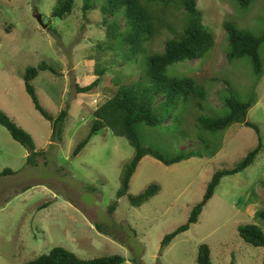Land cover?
I'll use <instances>...</instances> for the list:
<instances>
[{
  "label": "rangeland",
  "instance_id": "1",
  "mask_svg": "<svg viewBox=\"0 0 264 264\" xmlns=\"http://www.w3.org/2000/svg\"><path fill=\"white\" fill-rule=\"evenodd\" d=\"M56 7L57 0H0V110L32 136L42 153L36 164L28 163V149L0 125V264H27L58 247L86 260L120 255L124 264H198L201 245L209 246L212 264H264V248L246 243L239 234L248 225L264 231V221L256 218L264 210V74L259 78L254 73L249 58L228 62L224 29L232 24L263 36L264 0L245 8L234 0H199L215 46L204 59L169 69V75L191 77L205 88V113H226L223 101L230 87L240 101L253 100L247 121L259 134L242 124L217 134L206 132L198 127L204 112L196 103H183L165 126L140 124L137 130L143 145L159 149L166 158L181 151L197 157L172 166L144 158L122 199L118 192L124 171L135 156L126 137L105 128L78 156L73 153L89 135L95 111L118 91L117 84L144 80L146 56L163 52L173 35L164 28L134 58L128 48L107 51L100 6L85 15L83 0H76L73 13L63 19L54 17ZM38 16L48 29L39 25ZM183 17L178 11L166 25L181 29ZM260 54L264 60V44ZM41 63L57 72H40L32 82L41 106L53 119L69 110L61 141L53 139L51 122L36 110L26 90L27 69ZM95 70L105 80L92 92L80 93L78 88L99 77ZM260 140L263 148L254 164L224 177L198 223L161 250L165 236L188 223L214 175L234 169ZM5 170L13 173L2 176ZM152 185L159 192L133 207L129 197Z\"/></svg>",
  "mask_w": 264,
  "mask_h": 264
},
{
  "label": "trees",
  "instance_id": "2",
  "mask_svg": "<svg viewBox=\"0 0 264 264\" xmlns=\"http://www.w3.org/2000/svg\"><path fill=\"white\" fill-rule=\"evenodd\" d=\"M234 1L245 8L253 0ZM75 2L76 0H57V7L53 13L54 17L63 19L73 13ZM198 2L199 0H83L82 12L85 15L100 6L98 12L100 15L102 14V25L106 29V38L109 42V45H105L107 51L111 52L115 47L120 46L122 49L128 48L130 54L134 58H138L146 50V43L158 38L164 28L168 27L173 35L172 38L166 41L163 52L146 56L144 80L133 85L122 82L117 84L119 86L118 91L113 98L95 111L94 116L96 119L89 135L78 144L73 153L74 157L78 156L87 147L90 140L105 128H109L116 136L126 137L135 148V156L125 168L121 188L118 192L119 199L128 195L131 180L144 158L151 156L164 165L172 166L197 157L195 152L181 151L173 158H166L159 149L142 144L137 126L140 124L150 127L165 126L171 118V114H176L183 103H192L193 105L196 103L198 108L204 112L205 108L202 103L208 99L205 88L191 77L179 79L169 75V69L172 66L202 60L215 46V38L204 24L203 12L198 8ZM178 11L184 16L182 28L166 25L167 19L172 15H177ZM224 29L228 36V62L233 63L236 60L249 58L254 73L259 78L262 77L264 74V60L260 54V49L264 44V35L257 37L250 32L235 28L232 24H225ZM40 72L57 74L56 70L46 63H41L36 68L27 69L24 75L26 90L31 96L36 110L47 121L51 122L54 130L53 139L57 137L58 141H61L63 129L68 121L69 110H63L56 119H53L43 109L36 89L32 84ZM95 75L99 76L97 80L86 88H78L80 93L87 94L101 86L103 80H105L104 77H100L101 70H95ZM228 89L230 95L223 101L226 113L208 114L204 112L203 115L198 117V127L211 134H217L226 131L234 124H242L254 128L259 134V129L247 121L248 112L253 108L254 101H240L238 94L231 87ZM178 117L176 116V118ZM0 125L9 131L16 142L28 149L30 152L28 163L36 164L37 158L42 156V153L37 152L32 136L19 128L1 110ZM262 148L263 145L260 140L257 148L251 151L234 169L222 170L214 175L208 185L203 201L193 209L188 223L166 235L162 241L161 250L168 248L180 234L189 231L192 225L198 223L205 206L213 198L221 180L224 177L236 175L254 164ZM12 173L11 170H5L1 175L8 176ZM159 190L158 185H152L139 196H130L131 205L133 207L142 206L154 197ZM116 205L117 203L111 207V212L115 211ZM257 217L264 221V210L259 211ZM97 228L102 231L101 225H98ZM239 234L246 243L257 248H264V231L259 226L240 227ZM124 263L125 258L120 255L86 260L64 248L58 247L27 264ZM197 263L212 264L211 250L208 245L199 247Z\"/></svg>",
  "mask_w": 264,
  "mask_h": 264
},
{
  "label": "water",
  "instance_id": "3",
  "mask_svg": "<svg viewBox=\"0 0 264 264\" xmlns=\"http://www.w3.org/2000/svg\"><path fill=\"white\" fill-rule=\"evenodd\" d=\"M38 23L43 29H48V26L44 24L43 19L41 16H38Z\"/></svg>",
  "mask_w": 264,
  "mask_h": 264
}]
</instances>
